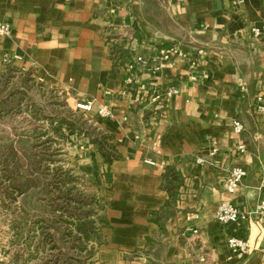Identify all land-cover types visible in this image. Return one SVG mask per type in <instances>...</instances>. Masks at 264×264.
Listing matches in <instances>:
<instances>
[{
    "label": "crops",
    "instance_id": "crops-1",
    "mask_svg": "<svg viewBox=\"0 0 264 264\" xmlns=\"http://www.w3.org/2000/svg\"><path fill=\"white\" fill-rule=\"evenodd\" d=\"M240 1L0 0V22L12 30L0 53L71 89L77 101L112 111L111 119L97 116L121 159L110 168L111 182L106 179L110 227L96 264H154L143 252L159 231L149 222L151 213L170 199L162 188L167 167L176 168L183 184L158 261L264 264V226L255 218L228 225L216 220L223 202L252 213L264 198L258 190L264 178V113L258 112L264 106V37L258 42L252 34L254 26H264V0ZM174 45L181 56L161 60L159 52ZM120 47L131 66L116 63ZM137 58L145 63L134 64ZM141 85L149 97L139 94ZM173 87L180 94L162 108L153 101ZM235 120L245 127L241 135ZM89 156L102 158L95 146ZM197 157L207 163L197 165ZM232 167L249 171L236 195L222 185ZM233 237L249 241V254L229 249Z\"/></svg>",
    "mask_w": 264,
    "mask_h": 264
},
{
    "label": "rangeland",
    "instance_id": "rangeland-1",
    "mask_svg": "<svg viewBox=\"0 0 264 264\" xmlns=\"http://www.w3.org/2000/svg\"><path fill=\"white\" fill-rule=\"evenodd\" d=\"M4 59L5 54L0 53V264H52L58 253L52 250L51 242L44 250L36 249L42 229L54 234V217L61 215L51 214L62 202L57 200V189H72L74 196L83 194L86 203L95 196L106 205L110 189L104 160L89 156L93 146L100 154L91 137L102 138L104 132L97 125V116L75 109L77 100L71 89L44 79L35 67ZM63 120L83 132L72 133L69 126L58 129ZM8 165L10 175L4 171ZM19 169L28 176L24 184L11 179H16ZM90 209L87 206L84 210ZM25 215L28 224L17 239L14 227ZM102 215L99 210L91 221ZM61 226V232L70 236L73 229L64 223ZM85 247L88 251L95 248L91 262L96 264L105 246L99 247V240H93Z\"/></svg>",
    "mask_w": 264,
    "mask_h": 264
},
{
    "label": "trees",
    "instance_id": "trees-1",
    "mask_svg": "<svg viewBox=\"0 0 264 264\" xmlns=\"http://www.w3.org/2000/svg\"><path fill=\"white\" fill-rule=\"evenodd\" d=\"M141 41L142 39L139 38ZM116 49V48H115ZM116 54H118V59L116 63L120 65L129 67L132 65V59L130 54L127 50L123 48H119L115 50ZM68 124V125H67ZM69 126L72 133L74 131L83 132V129H78L72 123H66V120L61 121L58 124V129ZM90 136V135H89ZM101 137L93 138L91 137V144L97 145L99 148V153L104 160V164L108 167L106 172L107 181L110 183L111 173L110 168L113 162L118 161L121 159V155L117 151L115 145L110 143V137L106 135H101ZM6 174L10 175L11 168L10 166H6L4 168ZM20 173L16 174V179H14L18 183L27 182L28 176L26 173L22 174L20 169ZM68 172H66L67 174ZM13 176V175H12ZM9 178V176H7ZM183 184V177L182 175L176 170L175 167H167L165 174L163 175V184L162 188L166 190L170 196L169 201L166 205L161 208L159 211H154L151 213L149 222L154 223L158 226L159 231L157 233V238H148L147 239V248L144 250L143 254L148 258H152L154 264H161L158 260L161 258L162 251L164 247L161 245V240L168 236V232L166 229L167 222L174 217L178 210H177V203L180 200V187ZM60 191L57 197V200L62 201L55 205L56 207L51 209V214H55V212H60L61 215L54 217L52 229L54 230V234L48 233L45 228L42 229V238L39 241V247H37V251L40 249H45V245L48 242L52 243V250L57 252L58 254L55 256L56 260L52 261V264H93L91 261L96 255L95 248L91 251H88L85 246H87L88 242L95 240L96 242L99 240V247L105 246L106 236L103 233L106 229L110 227L109 222L106 216V205L103 204V200L98 199L97 197H89L90 202L86 203L83 194L79 195L78 198L72 195V189H66L65 192H62L61 189H57ZM71 204H75L77 207H72ZM90 206L92 209L85 211L84 209ZM97 209V210H96ZM99 210L103 213L102 216H98L96 219L91 221V217L98 215ZM26 214V212H25ZM64 217L67 218L64 221ZM28 220L26 215L21 217L19 221H17L14 230L16 232L17 239L20 238L22 231L27 226ZM64 223L68 225L71 231V235L68 236L67 234H63L61 224ZM99 223L101 226L99 227ZM75 232V234H73ZM68 238H72L71 242H67ZM156 239L157 242H156ZM78 251L76 255L73 253ZM86 254L84 255V253Z\"/></svg>",
    "mask_w": 264,
    "mask_h": 264
},
{
    "label": "built area",
    "instance_id": "built-area-1",
    "mask_svg": "<svg viewBox=\"0 0 264 264\" xmlns=\"http://www.w3.org/2000/svg\"><path fill=\"white\" fill-rule=\"evenodd\" d=\"M242 2V0L240 1ZM12 34L11 26L8 23L0 22V42L10 37ZM252 34L253 37L256 39V41H263L264 37V26L263 27H257L254 26L252 28ZM179 47L177 45L172 46L168 50H162L160 51V58L164 62H167L170 60V58L174 55L181 56V52L178 51ZM200 54H203L202 51H200ZM4 61L11 62L12 59L9 56H5ZM145 62L142 58H137L134 62L136 65H143ZM133 68V66L131 67ZM139 94L141 96H148L150 95V90L144 86L141 85L138 87ZM180 94V89L177 87H173L168 89L165 93L156 94L153 101L159 102V106L161 108L166 104L167 100L172 99L174 96ZM75 109L84 112L86 114H94L98 116L101 119H111L113 117L112 111L110 110L109 106L102 105L97 110L94 109V103L91 101H84V102H76ZM258 112L261 114L264 113V106L258 108ZM233 128L234 132L237 135H241L245 131V127L242 122L239 120H235L233 122ZM240 151L245 150V146H241ZM149 165H155V163L147 161L146 162ZM195 163L197 165H205L207 163L206 159L203 157H197L195 158ZM249 175V171L246 168L242 167H232L229 171L227 176L223 179L222 185L225 191L229 195H236L239 193V191L244 186V183ZM259 191L264 193V178L261 181V184L258 188ZM250 218H255L258 223L262 226H264V198L259 202L256 209L252 213H247L242 211L236 204L233 202H223L221 203L216 211V220L222 224V225H228L232 223H239L242 221H247ZM188 220V229L191 230L195 235L198 234V229H196L193 224L195 217L189 216L187 218ZM228 247L229 249L234 252L236 255L240 257H244L245 255L249 254L251 246L248 240L241 239V238H230L228 240Z\"/></svg>",
    "mask_w": 264,
    "mask_h": 264
}]
</instances>
